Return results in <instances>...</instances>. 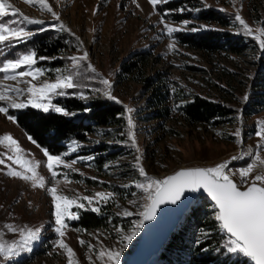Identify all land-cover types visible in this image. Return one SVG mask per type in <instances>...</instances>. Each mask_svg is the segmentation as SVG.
Wrapping results in <instances>:
<instances>
[{
  "label": "rangeland",
  "instance_id": "obj_1",
  "mask_svg": "<svg viewBox=\"0 0 264 264\" xmlns=\"http://www.w3.org/2000/svg\"><path fill=\"white\" fill-rule=\"evenodd\" d=\"M171 1H181L182 6L159 12L150 0H49L60 16L58 22L50 13L41 10L38 4L9 0L29 18L44 21L43 24L23 22L26 30L44 29L66 37L67 47L59 54L47 57V60L58 58L60 65L50 66L37 58L34 67L44 70L40 81H54L58 75L73 74L80 87L68 92H84L87 99L83 101L86 102L95 96L107 98L103 91L97 90L105 89L101 80L108 79L112 95L124 107L125 123L93 125L84 141L69 142L64 151L52 154L60 155L69 164L76 161L71 168L57 166L55 170L59 175L53 180L46 167L45 148L33 143L15 120H9L7 115L0 113V137L10 134L18 141L24 158L33 163L39 162L37 172L46 180L44 188H34L29 181L9 176L8 165L16 170L22 169L7 159V156L15 157L13 147L0 143V159L5 160V164H0V239L10 243L21 238L19 231L14 233L6 225L18 230L41 229L40 239L32 244V251L22 253L6 264H68L67 253L55 244L60 237L54 231L55 205L47 191L49 187L56 186L57 194L70 198L94 196L97 192L115 193L107 203L122 217L120 224L84 229L74 227L69 220L63 239L73 249V259L78 264H102L95 251L102 247L122 248L120 264H123L134 247L139 231L132 242L123 247L117 229L131 233L134 223L142 218L135 214L141 210L144 193L134 184L146 182L136 167L138 155L140 165L149 177L155 179H162L167 172L179 166L214 167L228 161L229 169L236 171L249 163H258L255 161L256 154L264 159V151L258 147L264 145V139L256 135L264 127V79L259 77L264 71V58L259 41L255 39L260 30H264V0H167ZM198 9L216 10L229 19V23L221 25L201 20L197 16ZM175 13L187 15V18L167 17ZM190 13L194 14L191 16ZM236 15L244 19L253 35L245 34L243 26L235 19ZM15 18L20 20L19 16ZM184 21L189 22L186 27ZM60 22L71 31L53 27ZM165 23L184 30L169 36L164 29ZM191 28L199 30L190 31ZM210 29L242 38L246 46L237 52H208L178 43L173 37L178 32L198 33ZM261 38L264 39V36ZM170 44L174 48H170ZM84 51L88 52V60L75 68L69 57L81 56ZM132 61L137 64L134 76L122 69L124 62ZM89 64L96 72L91 71ZM24 70L27 69H20ZM0 84L27 87L26 84H18V81L3 80V74ZM156 87L166 92L164 106L169 110L166 115L154 116L155 108L149 105L148 97ZM193 94L225 104L230 108L229 114L217 124L186 123L179 106L190 100ZM63 97H52V103L64 107L61 101H57ZM0 106L5 105L0 102ZM127 108L133 109V131L139 152L127 135ZM12 110L9 108L8 115L14 116ZM118 135L124 136V139ZM103 144L107 146L106 152L115 151L116 156L106 160L100 169L94 164V156L96 147ZM233 156L240 158L232 160ZM260 170L258 167L252 175ZM233 178L239 182L238 175ZM133 201L136 203L133 204ZM107 203L96 206L100 208ZM70 211L78 210L73 206ZM125 211L134 215L125 216ZM81 240L85 241L84 245H81ZM89 244L95 250L90 251Z\"/></svg>",
  "mask_w": 264,
  "mask_h": 264
},
{
  "label": "snow or ice",
  "instance_id": "obj_2",
  "mask_svg": "<svg viewBox=\"0 0 264 264\" xmlns=\"http://www.w3.org/2000/svg\"><path fill=\"white\" fill-rule=\"evenodd\" d=\"M25 2L38 4L41 10L50 13L56 21H60L59 14L53 10L49 0H25ZM166 2L167 0H150L153 7ZM184 10L180 9V11ZM17 16L20 17L19 21L14 19ZM6 17L9 20H5L4 18ZM235 19L243 26L246 35H253L252 29L240 15H236ZM23 22L29 24L44 23L42 20L29 18L19 8L10 3L9 0H0V45L16 46L20 43H25L31 38L34 33L20 26ZM188 23V21L183 22L185 27ZM53 27H58L61 31H71L62 22L58 25H53ZM164 29L169 36L177 31L184 30L170 26L167 23L164 24ZM43 30L40 29V31ZM198 30L197 28L190 29V31ZM262 36H264V30H260V34L256 35L255 39L259 41V48L264 50V39L261 38ZM169 47L174 48V45L170 44ZM39 59L48 58L39 57ZM69 59L75 68H79L82 62L88 60V52L84 51L81 56H72ZM37 62V53L35 51H28L16 58L0 61V74H3V80L18 81V84L27 85L26 88H21L18 85L13 87L11 85L0 84V102L5 105L0 106V113L7 115L9 120H15L14 116L8 115L9 108L25 109L31 107L42 110L44 113H48L51 110L64 116L75 115V113L68 112L64 107L52 103V97L54 96L76 95L81 100L87 99L84 92H68L69 89L80 87L75 82L74 75L61 74L54 81H40V77L44 75V70L34 67ZM88 67L91 68L92 72H96V69L91 64ZM22 68H26L27 70L20 71ZM28 77L31 79H26ZM33 81L40 82L33 83ZM101 83L106 87L103 90L97 91H103V94L108 99L119 103L120 101H118L117 97L112 95L111 82L108 79H102ZM127 112V135L132 146L136 147L137 152H139V148L136 145V135L133 131L135 127L131 115L133 109L127 108ZM121 134L123 135L124 133ZM256 135L264 139V127L260 128L256 132ZM29 139L32 140V137L29 136ZM32 142L36 143L34 140ZM0 143H7L13 147L16 155L15 157L7 156V159L12 160L14 164L19 165L22 169L16 170L11 165H8L9 170L7 174L31 182L34 188H44L46 180L37 172L39 162L33 163L24 158L22 155L23 150L19 147L18 141L10 134L0 137ZM258 147L264 151V145H259ZM44 155L47 157L46 167L51 173L53 180L59 175L55 170L57 166L63 165L64 167L71 168V164L76 162L72 161L71 164L66 163L60 155H52L46 149L44 150ZM239 158L233 156L231 159L236 160ZM255 161L258 163H249L246 167L236 171L230 170L229 162L226 161L214 167L181 169L163 179H155L149 177L144 167L140 165V156L138 155L136 157V167L138 168L139 175L145 177L146 182H135L134 184L136 188L144 193L142 197L144 203L140 205L141 210L135 214L142 217V219L134 223L131 233H125L123 229H117V232L120 234L121 245L126 247L130 244L139 229L144 226V222L156 218L157 210L161 205H175L181 198H186L185 193L190 194L187 198H194L191 197V194L203 191L214 202L213 206L216 209L215 220L219 222V228L228 234V242L224 246L225 251L229 254L242 255L254 262V264H264V159H261V156L256 154ZM0 164H5V160L0 159ZM258 167L261 170L253 176L252 173ZM236 175L240 178L239 182L233 179V176ZM64 176L67 179L66 173ZM124 186L128 187V185ZM47 191L51 194L55 205L54 231L60 237L55 244L67 253L68 264H78L73 259L75 256L73 249L63 239L68 228L67 221L79 218L78 211L71 212L70 208L74 206L77 210L85 209L99 212L100 208L96 205L107 203L110 199L114 198L115 193L97 192L94 196L70 198L57 194L56 186L49 187ZM81 201H86V203ZM132 203L135 204L136 201ZM123 215L132 216L134 213L125 211ZM5 227L14 233L19 231L21 238L18 241L10 243L0 239V257L3 258L0 260V264H6V262L20 256L22 253L31 252L32 244L40 239L41 232L39 228L18 230L10 225H6ZM80 243L84 245L85 241L81 240ZM88 247L90 251L95 250L91 244ZM122 250V248L112 249L102 247L95 251L102 264H120ZM89 260H91V257H89Z\"/></svg>",
  "mask_w": 264,
  "mask_h": 264
},
{
  "label": "trees",
  "instance_id": "obj_3",
  "mask_svg": "<svg viewBox=\"0 0 264 264\" xmlns=\"http://www.w3.org/2000/svg\"><path fill=\"white\" fill-rule=\"evenodd\" d=\"M181 6V1H171L160 3L156 7L159 12H166ZM196 12L201 20L215 21L221 25L229 23V19L216 10L198 9ZM193 14L190 13L191 16ZM167 17L179 19L187 18V15L175 13ZM4 19L9 20L7 17ZM20 26H24V23ZM31 30L34 35L25 43L16 46L0 45V61L16 58L28 51H35L37 58H47L59 54L68 45L63 35H57L49 30L40 31L37 28ZM173 37L178 43L208 52L222 50L237 52L246 46L242 38L212 29L198 33L178 32ZM262 56L264 58V50ZM41 62L50 66L61 64L58 58L43 59ZM136 67L137 64L134 61L124 62L122 65V69L132 76L136 75ZM259 77L264 79V71ZM148 80L151 81V78ZM158 88H153L155 89L152 92L153 96L148 97L149 105L155 108L154 116L166 115L169 111L164 106L166 92ZM57 101H61L66 110L75 115L64 116L53 111L44 113L42 110L31 107L11 111L16 124L31 136L37 145L51 154L61 153L69 142L84 141L92 131L93 125L104 126L119 121L122 124L125 123L123 105L105 97L95 96L85 102L75 95H66ZM179 112L184 121L189 124L206 122L217 124L229 114L230 108L219 101L193 94L190 100H186L179 106ZM118 136L124 139V136ZM96 150L94 164L100 169L106 160L116 156L115 151L106 152L107 146L104 144L97 146ZM215 211L216 209L206 198H197L191 204L185 218L173 231L166 246L149 264H253L242 255L229 254L225 251L224 246L228 242V235L219 228V222L213 216ZM78 214L79 218L71 220L70 223L74 227L84 229L107 227L109 224L118 225L122 221V217L114 212L110 203L101 205L99 212L79 209Z\"/></svg>",
  "mask_w": 264,
  "mask_h": 264
},
{
  "label": "water",
  "instance_id": "obj_4",
  "mask_svg": "<svg viewBox=\"0 0 264 264\" xmlns=\"http://www.w3.org/2000/svg\"><path fill=\"white\" fill-rule=\"evenodd\" d=\"M197 167L206 166H179L173 171L167 172L163 178L169 175H173L175 172L181 169ZM189 196V193H185L186 198H181V200L178 201L175 205H161L160 208L157 210L156 218L154 220L144 222V226L139 229V234L134 244V247L126 256L123 264H148L155 256H157L160 251L164 248V246H166L173 231L185 218L190 209L191 204L197 198H206L209 202H211L212 205H214V202L211 201V198L208 197V195L203 191L191 194V197L194 198H187ZM252 263L254 264V262Z\"/></svg>",
  "mask_w": 264,
  "mask_h": 264
}]
</instances>
